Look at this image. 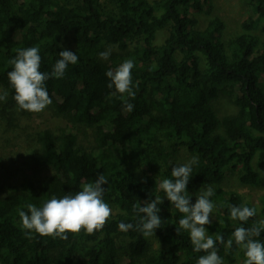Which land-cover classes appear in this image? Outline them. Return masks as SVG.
Segmentation results:
<instances>
[{
	"label": "trees",
	"instance_id": "16d2710c",
	"mask_svg": "<svg viewBox=\"0 0 264 264\" xmlns=\"http://www.w3.org/2000/svg\"><path fill=\"white\" fill-rule=\"evenodd\" d=\"M246 1L251 16L227 38L221 18L200 17L212 12L213 0H0V94L8 93L0 119L33 114L18 109L7 75L18 50L38 47L45 73L60 51L78 55L63 78L45 82L52 100L45 109L65 126L26 135L27 171L5 172L0 156V264H197L207 253L193 250L187 230L177 233L184 214L159 188L173 179L172 167L193 157L190 204L201 190H215L208 235L227 241L236 227L262 220L264 195L259 210L249 195L222 187L230 172L249 186L264 174V47L253 33L264 19V0ZM107 50L110 56L101 59ZM126 59L135 65L134 98L110 89L105 75ZM219 99L232 112L220 114ZM124 100L134 105L131 112ZM101 173L108 181L103 200L112 209L102 230L69 233L66 240L26 235L19 211L27 212L28 203L42 207L75 195ZM158 197L161 227L145 237L135 227L143 214L133 205ZM233 205L257 214L247 223L233 221ZM121 222L133 228L121 231ZM255 239L264 243V232ZM216 247L223 264H243L235 244Z\"/></svg>",
	"mask_w": 264,
	"mask_h": 264
},
{
	"label": "clouds",
	"instance_id": "9594fccd",
	"mask_svg": "<svg viewBox=\"0 0 264 264\" xmlns=\"http://www.w3.org/2000/svg\"><path fill=\"white\" fill-rule=\"evenodd\" d=\"M38 47H29L18 50V54L8 63L12 65V70L8 72L9 82L14 89V100L19 110L31 113H39L52 100L46 88L45 82L49 79H61L65 75L68 66L78 62V55L68 50L58 53L59 59L53 66L50 73L40 71L41 56ZM110 50L99 54L101 59L107 60ZM134 61L126 59L115 70L109 69L105 75L109 78L108 87L115 88V91L122 97L127 95L134 98L135 92L132 89V69ZM8 93L4 91L0 94V101H6ZM125 110L131 112L134 105L128 100H124ZM196 163L193 157L188 163L174 166L171 169L173 179H163L159 188L165 193L168 201L183 215L179 220L180 229L187 230L190 234L191 244L195 252H205L198 258L197 264H223V259L218 255L217 243L224 245L226 249H231L233 244L244 253L243 264H264V243L255 239L264 232V220L258 221L251 228L243 226L236 227L231 237L225 241L223 236L217 235L215 239L208 235L205 225L210 224V214H212L214 204L210 200L215 194L213 187L209 186L201 190L195 204H190V197L185 195L187 184L192 176V165ZM107 178L101 173L94 183L85 184L82 190L75 195H65L63 198L53 197L45 202L42 207L28 203L27 212L19 211L22 222V229L27 230L26 235L32 238L35 232L41 237H52L66 240L68 234L78 235L84 231L92 235L104 228L109 220L112 209L103 200ZM144 206L133 205V211L139 215L136 229L143 236L150 237L155 234V230L161 227V219L157 215L160 211L158 204L163 203L159 197L152 201H144ZM256 209L246 205L230 206V218L233 221L247 223L250 218L255 217ZM121 231L127 232L133 225L121 222L118 225Z\"/></svg>",
	"mask_w": 264,
	"mask_h": 264
},
{
	"label": "rangeland",
	"instance_id": "374dc122",
	"mask_svg": "<svg viewBox=\"0 0 264 264\" xmlns=\"http://www.w3.org/2000/svg\"><path fill=\"white\" fill-rule=\"evenodd\" d=\"M213 5L214 7L210 14L200 16L203 21L214 17L221 18L225 24L224 33L227 38L243 31V22L251 16L246 0H213ZM253 33L258 38V47H264V19L259 22ZM166 35L167 30L164 29L159 32L158 36L162 39ZM228 104V101L219 99L220 114L232 112ZM65 124V121L61 117L53 115L46 109L39 113H33L30 116L18 117L17 121L0 119V156H3V154L6 156L5 172L9 171L11 175H15L20 174L22 171H27L26 167H29V165L24 156L28 148V142L25 140L27 134L40 129L57 130L64 127ZM184 157L186 158V154L183 152L182 158ZM222 187L245 193L251 197L259 210L262 207L261 197L264 195V174L263 180L258 186H249L239 181L236 172H230L225 176ZM260 215L258 217L264 220V217ZM212 218L210 215V221Z\"/></svg>",
	"mask_w": 264,
	"mask_h": 264
}]
</instances>
